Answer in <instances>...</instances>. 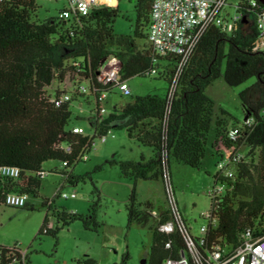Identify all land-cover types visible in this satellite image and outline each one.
<instances>
[{
  "label": "trees",
  "instance_id": "obj_1",
  "mask_svg": "<svg viewBox=\"0 0 264 264\" xmlns=\"http://www.w3.org/2000/svg\"><path fill=\"white\" fill-rule=\"evenodd\" d=\"M153 1L136 0L137 21L133 33L119 36L114 30L118 6L94 8L86 16L72 12L68 19L40 21L37 0H0V168L11 166L20 170L17 178L0 181V193L38 197L43 179L40 174L48 161L62 163L65 170L61 175L67 181H83L87 176L72 177L66 170L83 161L81 156L89 153L97 137L113 129L125 130L142 147L150 148L153 156L149 160L142 157L137 162L111 161L109 164L119 165L122 177L134 183L127 205L128 227H148L151 232L152 247L147 264H163L171 252L176 256L181 253L183 239L179 232L168 236L152 224L154 210L150 204L138 202L136 185L139 181L163 182L165 169L171 171L173 162L201 169L212 131H215L214 147L222 144L229 150L248 148V152L243 153L233 178L221 177L220 173L214 177V186L223 183L226 188L218 203L211 200L210 210L217 227H209L208 246L220 242L236 248L244 242L249 229L255 237L262 233L264 53L256 50V46L260 42L257 20L264 6L258 0H240L237 7L240 18L230 31L211 27L180 73L171 96L178 59L160 57L149 45ZM112 57L121 62L123 80L155 76L168 83V92L162 96L133 98L131 103L114 107L105 116L99 115L94 102L96 95L92 92L90 95L74 93L71 101L60 107L49 101L48 89L68 76L79 77L81 82L99 88L96 81L99 69ZM222 77L233 88L255 81L240 94L246 116L253 118V124L244 123L240 127L241 137L237 141L228 138L226 120L217 115L216 103L207 95V89ZM114 93L111 91L110 97ZM75 103L94 106L89 117L94 136L87 131L84 135L72 132ZM221 114L227 115L223 110ZM61 145H71L72 152L60 150ZM54 199L43 205L51 208ZM55 217L65 227L75 222L83 223L89 230L99 227L94 210L88 216L56 211ZM168 220L166 213L162 222ZM50 224L46 215L40 236H57L59 229L53 231ZM170 240H173V251L166 249ZM0 251V264H30L18 247L0 246ZM128 260L129 254L122 264ZM87 263L96 264L92 259Z\"/></svg>",
  "mask_w": 264,
  "mask_h": 264
},
{
  "label": "rangeland",
  "instance_id": "obj_2",
  "mask_svg": "<svg viewBox=\"0 0 264 264\" xmlns=\"http://www.w3.org/2000/svg\"><path fill=\"white\" fill-rule=\"evenodd\" d=\"M236 3L238 0H229L226 9L229 19L236 14L233 7ZM37 4L40 21L58 18L60 12L68 7L66 0H37ZM135 5L136 0L118 1L119 13L114 24L117 35H132L137 21ZM139 42L142 44L144 41ZM69 77L64 82L56 81L51 91L70 90ZM254 82L250 80L233 88L222 77L207 89V95L216 103L217 115L222 116L221 110L227 113L223 116L227 129L242 127L245 123L246 112L240 94ZM128 83L132 96L125 97L116 90L106 104L109 112L114 107L122 108L131 103L133 98L162 96L168 92V83L155 76L133 77ZM93 109V105L80 106L75 103L71 125L81 126L89 135L94 136L89 122ZM214 143L215 131H212L201 169L176 162L171 164L172 182L180 211L196 237L201 236L200 229L208 225L203 214L211 209L209 193L214 187V177L219 173V162L228 163L232 151L222 144L218 148L214 147ZM149 152L153 153L150 148L142 147L131 139L125 130L113 129L105 142L98 137L94 140L87 153V160L66 170L72 177L87 176L83 181L72 183L65 180L61 175L65 170L61 162H46L43 170L47 172V176L42 179L38 197L31 195L25 207L0 206V246L18 247L27 255L30 264H88L90 259L96 264H122L127 254V264H142L152 247V234L148 227H128L127 205L134 183L122 177L119 165H110L109 162H137L142 157H148ZM241 152L246 154L248 148H242ZM99 167L102 169L98 170ZM62 184V193H75L77 197L54 199ZM136 191L139 203L152 204L155 214L167 213L168 205L162 181H139ZM53 199L51 208L43 205ZM93 210L99 226L97 230H89L81 222L65 227L55 217L56 211L88 216ZM46 215L53 224V231L59 229L56 237L39 235ZM152 224L157 225V221L153 219Z\"/></svg>",
  "mask_w": 264,
  "mask_h": 264
},
{
  "label": "built area",
  "instance_id": "obj_3",
  "mask_svg": "<svg viewBox=\"0 0 264 264\" xmlns=\"http://www.w3.org/2000/svg\"><path fill=\"white\" fill-rule=\"evenodd\" d=\"M68 7L59 15L62 19H68L72 12L81 16H86L94 8L102 6H112L107 0H66ZM253 5H256L255 2ZM229 6V0H154L151 8V21L148 32V42L156 55L160 57L175 56L178 59L177 76L171 87V96L173 95L180 73L186 67L194 51L200 44L204 35L208 30L217 26L223 31L228 32L232 29L240 15L237 13L230 17L226 12ZM257 29L260 34V42L256 46V50L264 53V9L257 20ZM121 62L118 58L112 57L106 60L100 67L97 74V85L99 88L92 86L88 82H81L77 77L70 80V90L51 91L53 84L49 90V101L56 107H60L68 101H71L74 93L90 95L94 93L96 97L94 102L100 116L108 114L107 102L110 98V92L119 90L125 97L132 96V89L128 81L121 78ZM66 80V79H65ZM64 80V81H65ZM63 81V82H64ZM93 89V90H92ZM83 104H80L82 106ZM92 113V112H91ZM91 115V114H90ZM253 118L245 120L246 126H252ZM72 132L77 135H84L86 130L81 126H74ZM109 134V133H108ZM107 135L99 137L102 142L107 140ZM241 137L240 127H234L228 131V138L237 141ZM60 150L65 153L72 152L71 145H61ZM243 153L240 150L232 149L228 163L219 162L218 168L221 177L233 178L235 169L243 160ZM83 161L88 159L87 154L81 156ZM67 162L64 163V166ZM20 175L19 168L2 167L0 168V181L5 178H17ZM44 178L47 172L41 174ZM65 180L67 178L65 177ZM163 184L165 187L166 201L168 205L167 214L169 220L163 221L165 213L152 212L153 218L157 221L159 230L172 236L179 232L184 242V249L176 256L173 252L163 264H264V225L260 236L255 237L253 231L249 229L244 235V242L236 248H228L220 242H216L208 246L207 234L209 227L213 229L217 227V221L213 219L211 210L204 213L203 216L208 221L207 226L200 229L201 236L196 237L192 234L180 211L178 201L176 199L175 188L172 182L171 171L165 169ZM63 184L59 187L56 197L64 199L76 198L75 193L68 195L62 193ZM226 186L223 183H217L209 193V198L214 203H218V198L223 195ZM30 196L19 193H0V204L12 207H25ZM51 204V203H50ZM53 224H50V228ZM166 249L173 251V240L166 244ZM2 253L0 251V258Z\"/></svg>",
  "mask_w": 264,
  "mask_h": 264
},
{
  "label": "crops",
  "instance_id": "obj_4",
  "mask_svg": "<svg viewBox=\"0 0 264 264\" xmlns=\"http://www.w3.org/2000/svg\"><path fill=\"white\" fill-rule=\"evenodd\" d=\"M118 1L119 0H117V3H116V5H112L113 7H115V6H117L118 5ZM239 2H240V0H238V3H236L233 7L234 8H236L237 7V5L239 4ZM230 6H232V5H230ZM222 115V114H221ZM221 118H223V115L221 116ZM224 119V118H223ZM148 157H146L147 158V160H149V159H151L152 158V156H153V153L151 152H149V154L147 155ZM145 158V159H146ZM151 205V207H154L152 204H150Z\"/></svg>",
  "mask_w": 264,
  "mask_h": 264
},
{
  "label": "water",
  "instance_id": "obj_5",
  "mask_svg": "<svg viewBox=\"0 0 264 264\" xmlns=\"http://www.w3.org/2000/svg\"><path fill=\"white\" fill-rule=\"evenodd\" d=\"M258 1L264 6V0H258ZM248 117H249V114L247 116H245V120H247ZM142 264H147V255L144 257Z\"/></svg>",
  "mask_w": 264,
  "mask_h": 264
},
{
  "label": "bare ground",
  "instance_id": "obj_6",
  "mask_svg": "<svg viewBox=\"0 0 264 264\" xmlns=\"http://www.w3.org/2000/svg\"><path fill=\"white\" fill-rule=\"evenodd\" d=\"M107 1H110L112 5H116L117 3V0H107Z\"/></svg>",
  "mask_w": 264,
  "mask_h": 264
}]
</instances>
